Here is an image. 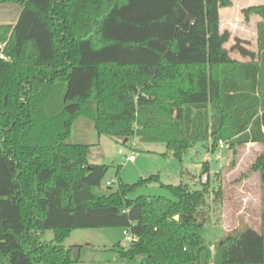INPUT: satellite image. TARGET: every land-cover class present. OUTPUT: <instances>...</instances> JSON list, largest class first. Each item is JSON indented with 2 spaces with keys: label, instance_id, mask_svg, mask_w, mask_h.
<instances>
[{
  "label": "trees",
  "instance_id": "trees-1",
  "mask_svg": "<svg viewBox=\"0 0 264 264\" xmlns=\"http://www.w3.org/2000/svg\"><path fill=\"white\" fill-rule=\"evenodd\" d=\"M7 5L21 14L0 23V264H72L70 234L104 228L137 237L122 259L209 264L199 234L208 184H162L173 200L130 199L160 176L118 178L117 191L99 197L109 167L91 164L90 146L70 137L84 117L99 137L162 143L180 158L198 143L214 153L221 142L257 144L252 169L264 189V20L257 52L236 40L241 62L221 31L230 0H0ZM243 14L262 18L264 5ZM213 193L220 203L221 188ZM261 224L226 236L213 263L264 264V209Z\"/></svg>",
  "mask_w": 264,
  "mask_h": 264
},
{
  "label": "rangeland",
  "instance_id": "rangeland-1",
  "mask_svg": "<svg viewBox=\"0 0 264 264\" xmlns=\"http://www.w3.org/2000/svg\"><path fill=\"white\" fill-rule=\"evenodd\" d=\"M231 6L221 10V31L230 33L226 48L233 59L241 62L238 52L232 50L237 43L257 52V27L264 17L252 15L245 19L243 11L264 5V0H230ZM21 12L16 6H0V23L16 24ZM70 137V143L88 145L89 161L95 165H107L108 174L100 187L93 192L99 197L109 195L118 189V178L126 185H134L141 179L160 176V183L139 186L129 194L130 199L140 196L157 198L163 196L173 200L172 194L163 186L183 184L192 191L201 190L203 183L208 184L211 197L206 211L208 216L199 230L205 251L201 262L213 263L215 248L226 236L237 229H262L261 213L264 209V189L261 187L259 173L252 166L263 153L257 144L231 148L227 143H219L215 153L211 144L198 143L181 158L174 155L162 143H144L135 138L125 144L123 139L98 136L92 121L86 118L78 120ZM135 154L131 162L124 155ZM208 165L209 174L204 175L203 168ZM119 174V177L117 175ZM112 182V186L107 183ZM221 188V202L216 203L214 190ZM126 229L104 228L73 231L63 243L66 249H72V264H140V259L126 260L120 252L128 250L131 243L125 234ZM54 231L47 232L46 241L53 240Z\"/></svg>",
  "mask_w": 264,
  "mask_h": 264
},
{
  "label": "built area",
  "instance_id": "built-area-1",
  "mask_svg": "<svg viewBox=\"0 0 264 264\" xmlns=\"http://www.w3.org/2000/svg\"><path fill=\"white\" fill-rule=\"evenodd\" d=\"M120 154L121 155H124V152L120 150L119 155ZM124 156H126V155H124ZM126 157L131 162H134L137 159L136 156H135V154H132V153L129 156H126ZM112 184H113L112 182H108L107 183L108 186H112ZM125 234L127 235V239H128V241L130 243L137 242V240H138L137 237L132 234V232H131L130 229H126L125 230Z\"/></svg>",
  "mask_w": 264,
  "mask_h": 264
},
{
  "label": "water",
  "instance_id": "water-1",
  "mask_svg": "<svg viewBox=\"0 0 264 264\" xmlns=\"http://www.w3.org/2000/svg\"><path fill=\"white\" fill-rule=\"evenodd\" d=\"M189 19H190V17H188V18L186 19L185 23H188V22H189Z\"/></svg>",
  "mask_w": 264,
  "mask_h": 264
},
{
  "label": "crops",
  "instance_id": "crops-1",
  "mask_svg": "<svg viewBox=\"0 0 264 264\" xmlns=\"http://www.w3.org/2000/svg\"><path fill=\"white\" fill-rule=\"evenodd\" d=\"M4 24H6V23H4ZM73 132H74V129H73ZM72 136V135H71Z\"/></svg>",
  "mask_w": 264,
  "mask_h": 264
}]
</instances>
